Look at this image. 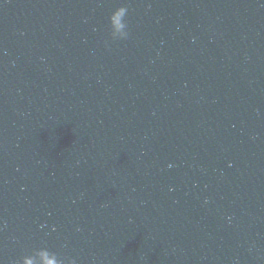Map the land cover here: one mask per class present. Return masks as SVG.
Listing matches in <instances>:
<instances>
[{
    "label": "clouds",
    "instance_id": "clouds-1",
    "mask_svg": "<svg viewBox=\"0 0 264 264\" xmlns=\"http://www.w3.org/2000/svg\"><path fill=\"white\" fill-rule=\"evenodd\" d=\"M128 8L119 6L109 15L111 36L114 39H126L128 36L126 15ZM207 203V201H205ZM16 264H59L56 255L46 247H39L16 261Z\"/></svg>",
    "mask_w": 264,
    "mask_h": 264
}]
</instances>
